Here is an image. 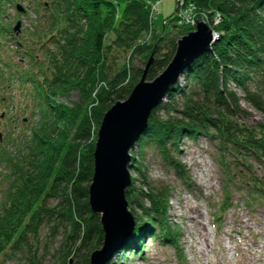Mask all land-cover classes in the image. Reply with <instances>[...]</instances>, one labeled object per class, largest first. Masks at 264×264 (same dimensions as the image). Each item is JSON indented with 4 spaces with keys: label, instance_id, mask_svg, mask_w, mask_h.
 Here are the masks:
<instances>
[{
    "label": "trees",
    "instance_id": "16d2710c",
    "mask_svg": "<svg viewBox=\"0 0 264 264\" xmlns=\"http://www.w3.org/2000/svg\"><path fill=\"white\" fill-rule=\"evenodd\" d=\"M57 2L64 23L54 35L57 49L49 50L45 68L38 65L34 69L36 56L25 49L24 54L34 60L32 67L21 69L19 62L0 68V81L17 77L24 88L27 86L32 112L37 111L34 115L40 117L35 123L44 130L40 134L36 129L27 146L29 155L15 160L7 156L14 171L0 212V254L9 248L31 261V238H38L41 227L51 226L55 235L65 226L59 252L72 253L75 264H90L92 252L102 247L105 238L101 215L89 204L95 165L94 147H86V143L92 124L101 123L113 100L127 99L135 85L131 74L143 75V69L129 64L135 55L141 53L147 65L154 53L146 75L153 80L173 59L178 40L193 28L179 27V35L161 30L154 33L152 43H138L153 27L151 0H126L123 10L117 0ZM188 2L209 11L211 19L220 18L213 27L217 38L211 49L184 71L185 82L177 81L152 111L135 144L140 160L132 156L133 167L141 173L146 168V151L152 149L159 153L162 164L174 168L190 185L186 165L176 154L185 138L208 136L217 145L216 160L223 176V201L215 214L218 223L221 214L230 209L234 192L244 196L249 208L264 206V125L243 121L241 99L230 86L233 83L242 89L247 94L245 100L264 111L262 98L249 89L252 82L264 83V0H185ZM72 90L78 91V101L58 100ZM6 152L1 149L0 155ZM252 161L262 166L261 174L250 171ZM143 185L147 190L133 193V198L129 194L132 185L127 190L131 204L141 213L133 214L135 227L108 264H125L132 255L143 256L149 239L177 248L178 258L186 264L180 227L170 216L171 188L159 182L151 185L144 181ZM69 256L60 264H74ZM31 264L36 263L32 260Z\"/></svg>",
    "mask_w": 264,
    "mask_h": 264
},
{
    "label": "rangeland",
    "instance_id": "374dc122",
    "mask_svg": "<svg viewBox=\"0 0 264 264\" xmlns=\"http://www.w3.org/2000/svg\"><path fill=\"white\" fill-rule=\"evenodd\" d=\"M117 1L120 2L119 9L123 10L126 0ZM151 1L153 2L151 7L153 27L146 36L137 41L138 43L143 41L152 43L154 33L161 30L174 31L176 35H179V27L181 29L187 26L196 30L198 22L204 21L213 28L220 22V18L219 21L215 18L213 20L209 16V11L200 8L193 16L197 24H192L195 18L189 23L191 25L179 24L175 21V9L179 0ZM58 9L60 8L57 0L56 2L55 0H0V68H6L5 64L19 65V62L21 69L32 67L34 60H31L28 54H24V49L32 51L36 56L37 65L34 69H38V65L45 68L49 50L57 49L54 35L58 34L62 28V22L64 23L63 17L60 16L61 10L58 11ZM167 20L169 22L166 24ZM19 21L21 22L20 28L15 31ZM154 56L152 53L149 60L151 57L154 59ZM126 61L130 62L127 58ZM142 61L140 53V55H135L129 64L144 70L146 65ZM134 73L129 78L133 77L136 85L143 75H139L138 72L135 76ZM16 78L12 81H0V150H7L5 156L4 153L0 155V212L6 194L9 192L7 182L14 171V165L7 161V156L15 160L17 157L22 158L29 155L31 150L27 146L35 137L36 129H39L35 122L39 121L40 117L34 115L37 111L32 112L34 108L30 102L29 90L27 86L24 88L25 85ZM130 81L127 79L125 82L130 84ZM178 81L183 84L184 75H181ZM230 86L235 87L234 91L241 99V107L245 113H243V121L252 125H264V111L256 109L246 101L247 94L242 89L237 88L233 83ZM249 89L260 96L264 102V83L252 82ZM22 90L25 94L21 93ZM58 100L70 104V100H79V93L77 90H72L69 96H60ZM117 101L119 100H113L111 105H107L106 111ZM96 104L89 105L88 110L91 111ZM92 126L90 140L86 143V147L91 145L95 151L101 123L96 122ZM41 133H44V130L40 131ZM217 154V145L208 136L200 135L196 139H184L176 157L186 165L190 177V185H188L174 168L162 164L159 153L147 149L146 168L141 173L133 167L135 160L131 158L133 166H129L132 180L130 197L133 198V193L139 194V191L147 190L143 185L144 181L151 185L157 182L163 183L171 188L170 216L180 227V245L186 257V264H264V206L249 208L245 205L244 196L234 192L230 209L221 214L218 223L215 219L224 195L222 170L216 160ZM131 155L135 156L137 161L140 160L138 146L132 148ZM199 161H203L204 171L209 175L208 180L196 170ZM252 163L250 171L261 174L262 166L254 161ZM127 190L126 199L129 211L132 215H140V208L131 204L130 198L127 197ZM57 202L58 200H55L54 204ZM191 207L197 208L199 213L195 214L190 211ZM191 216H196V220L192 221ZM199 224L204 225V228ZM64 227H59L55 235H52L51 226L41 227L38 238H31V252L34 254V256L30 255L31 261L33 260L36 264H60V261L64 259V263L66 262L65 259L70 254L65 255L64 250L59 252L64 240ZM13 251L7 248L1 253L0 264H31V261L23 257L22 253ZM142 253L143 256L137 258L130 256L131 258H127L125 264H182L178 258L177 248L164 245L159 241L149 239ZM70 257L73 258L72 253ZM71 261L76 263L74 258Z\"/></svg>",
    "mask_w": 264,
    "mask_h": 264
},
{
    "label": "water",
    "instance_id": "95a60500",
    "mask_svg": "<svg viewBox=\"0 0 264 264\" xmlns=\"http://www.w3.org/2000/svg\"><path fill=\"white\" fill-rule=\"evenodd\" d=\"M178 1L175 12L178 10ZM19 21L15 31L20 28ZM217 32L206 22L199 21L196 30L178 40L176 53L153 80H147L150 58L141 80L125 100L109 108L102 119L94 151V174L89 187V204L94 213L101 214L105 232L102 248L92 252L90 264H108L115 251L135 227L128 209L126 190L132 184L131 150L147 128L152 111L166 98L170 88L201 55L209 51Z\"/></svg>",
    "mask_w": 264,
    "mask_h": 264
},
{
    "label": "built area",
    "instance_id": "2783aa9c",
    "mask_svg": "<svg viewBox=\"0 0 264 264\" xmlns=\"http://www.w3.org/2000/svg\"><path fill=\"white\" fill-rule=\"evenodd\" d=\"M198 9L199 8L197 7V5L194 2H188L185 4V0H181V7L177 13L178 23L179 24L185 23L187 25H191L189 23H191V20L195 18L193 16L196 15ZM215 19H216V21H219V17L216 16ZM194 23L197 24L196 18L193 20L192 24H194Z\"/></svg>",
    "mask_w": 264,
    "mask_h": 264
},
{
    "label": "bare ground",
    "instance_id": "6f19581e",
    "mask_svg": "<svg viewBox=\"0 0 264 264\" xmlns=\"http://www.w3.org/2000/svg\"><path fill=\"white\" fill-rule=\"evenodd\" d=\"M198 157V156H197ZM191 159H193V158H191ZM197 164V163H196ZM197 167H196V170L198 171V173L203 177V178H205V179H209V175H208V173H206L205 171H204V165H203V161L201 162V161H199V163L196 165ZM189 210L190 211H192V212H194L195 214H198L199 212H198V209L197 208H193V207H191V208H189ZM192 217V221H195L196 220V216H191ZM199 226H201V227H203L204 228V225H202V224H199Z\"/></svg>",
    "mask_w": 264,
    "mask_h": 264
}]
</instances>
